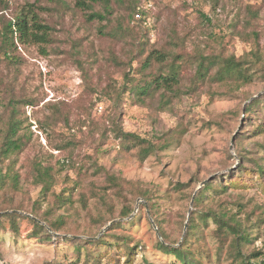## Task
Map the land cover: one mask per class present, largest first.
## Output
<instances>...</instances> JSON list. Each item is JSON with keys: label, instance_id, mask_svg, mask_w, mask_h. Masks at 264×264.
<instances>
[{"label": "rangeland", "instance_id": "1", "mask_svg": "<svg viewBox=\"0 0 264 264\" xmlns=\"http://www.w3.org/2000/svg\"><path fill=\"white\" fill-rule=\"evenodd\" d=\"M63 1L64 5L58 0H7L8 11L0 9V43L4 18L12 19L25 2L44 8L40 19L52 28L47 55L36 46L17 45L15 54L21 62L15 67L0 63V129L13 118L19 123L18 134L25 138L22 151L10 158L11 167L20 176L21 192L11 191V195L0 199L2 202L11 198L22 210L0 214L17 212L34 218L27 210L34 208L43 213L53 206L51 198L43 197L40 187L31 184L33 162L52 167L55 185L51 192L55 195L73 187L75 182L80 187L66 191L73 200L71 206L65 204L55 210L67 218L68 225L63 232L50 231L52 241L31 237L32 225L27 221L19 223L18 235L8 228L0 231V264H86V251L82 249L78 256L65 239H88L85 234L98 239L105 233L125 237L121 244L134 248L132 264H180L174 255L158 249L162 239L152 214L177 247L185 235L191 211L207 209L226 211L248 226L251 239L243 248V255L259 253L251 262L263 261L264 188L250 181L246 187L227 188L217 195L209 191L197 209L192 200L209 181L233 173L239 166L254 168L252 160L264 169V108L246 115L254 100L251 99L264 95V81L229 95H212L215 87L204 85L195 95L172 101L164 112L156 107V98L140 105L128 95L116 102L115 94L123 84L122 70L137 75L142 58L139 53L144 56L153 48L174 54L226 51L236 56L257 50L264 61V0H112L110 21L100 25L119 29L122 37L115 39L105 37V29L99 33L98 23H86L71 0ZM250 8L257 10L256 18L250 14ZM250 33L257 37H238ZM128 60L130 68L126 66ZM116 61L125 66L117 67ZM79 64L88 73L90 88ZM192 74L193 70L182 71L181 85L185 89ZM11 99L19 102L14 104L18 111L14 116L9 111ZM51 105L62 109L68 126L62 119L49 120L56 112ZM92 120L99 123L98 130L92 129ZM112 122H117L124 132L152 143L160 137H171L172 143L140 160L136 149L124 150L109 132ZM101 133L105 134L103 138ZM72 139L75 145L62 151L55 148L61 140ZM237 153L243 155L244 161L239 160ZM60 161H65V165L57 170L56 163ZM95 166L116 175L123 188L121 196L106 190L105 200L113 209V216L100 229L89 222L98 212L106 211L88 192L93 186H105L106 176ZM80 169L85 173L78 175ZM204 181L207 182L202 186ZM177 183L185 188L175 190ZM130 189L134 194L148 190L151 201L137 197L132 202ZM79 192L86 197V209L79 202ZM124 204L132 205V213L118 218ZM197 222L199 240L192 239L190 248L199 264H231L230 239L219 241L217 225L211 219L205 224ZM114 223L121 225L108 231ZM92 250L96 251H90V255L97 256L98 264H126L125 249L108 252L100 246Z\"/></svg>", "mask_w": 264, "mask_h": 264}, {"label": "trees", "instance_id": "2", "mask_svg": "<svg viewBox=\"0 0 264 264\" xmlns=\"http://www.w3.org/2000/svg\"><path fill=\"white\" fill-rule=\"evenodd\" d=\"M73 2L74 9L85 16V22L88 24L98 23V25L103 22L109 23L112 14V0H71ZM60 5H64L63 0H58ZM7 0H0V9L2 12L8 11ZM44 11V8L37 6L36 3L30 4L25 2L18 13L13 16L12 19H5L3 21L2 33H1V43H0V63L5 62L9 65L15 67L16 64L21 62V59L16 56L17 45L25 46H36L39 48L40 53L47 55V48L52 43V28L44 23L39 14ZM135 11V10H134ZM250 14L256 18L257 10H252L250 8ZM105 37L115 39L117 37H122L120 35L119 29L108 28L106 25L99 26V33L103 31ZM250 34H242L238 37H243L248 39ZM254 36L257 37L256 34ZM133 55V54H132ZM142 57L139 60V66L137 67L135 76L132 73L125 72V68L122 70L123 84L121 86L120 92L115 94L116 102L121 101V97L128 95L129 98L140 105H144L145 101L150 99L154 101L156 98L157 108L164 112L169 109L172 101L180 99L182 96L195 95L199 89L204 85L214 86V91L212 95H229L233 94L240 88L246 87L253 84L256 81H264V61L263 57L257 50H254L246 55L236 56L234 54H228L226 51H220L217 53H210L205 55L198 51L193 50L191 54L183 52L180 53H170L161 49L153 48L146 55L143 56V52L139 53ZM114 61V57L112 58ZM130 60V59H129ZM126 64L127 67H132L129 63ZM76 63L78 64L77 60ZM115 65L117 67H123L125 64L120 61H116ZM78 68L83 72V79L88 86V73L84 71V68L80 64ZM193 70V74L189 77V86L185 89L182 85V71L183 70ZM133 71V69H132ZM223 89V91H221ZM15 99H11L9 102V111L11 116L17 115V107L14 104ZM53 110L56 111L49 118L50 121H58L62 119L66 126H68V118L62 112V109L55 105H51ZM264 108V95L254 99L250 105H248L246 110V115L251 114ZM18 122H14L13 118L5 125L4 129H0V199L4 195H11L12 192H21L20 176L11 167L10 158L22 151L25 146L24 136L18 134ZM86 125L85 123L81 124ZM80 125V126H81ZM90 125L92 129L98 130L99 123L91 121ZM106 128L103 129L105 131ZM100 131V130H99ZM111 134L114 135L115 139L119 141V144L126 151L137 150L140 160L146 159L149 155L155 154L158 151H163L168 148L171 143V137H160L157 138L156 143H152L149 140L143 139L136 134L126 133L117 122H112V127L109 130ZM262 133V132H261ZM243 135V134H242ZM105 136L101 133L100 138ZM74 144L72 141H60V144L56 145L57 150H65ZM75 145V144H74ZM239 160L244 161L242 154L237 153ZM66 161H70V158ZM64 162H57V170L64 168ZM68 163V162H67ZM254 168H244L239 166L237 170L233 173L222 175L218 179H213L206 183L200 191L194 195L192 204L194 208H198L201 202L206 199V194L212 191L214 194L224 193V191L231 187H246L250 181L257 183V186L264 188V169L263 167L252 160ZM96 169L102 171L105 176V186L102 188H96L95 186L89 188L88 192L90 196L94 199H98L105 207V213L98 212L95 216L89 219L92 226L98 227V229L104 227L110 222L113 216L112 208H110L109 203L105 200L106 190L111 189L112 193L122 195V181L116 177V175L106 172L103 167H97ZM81 170V169H80ZM78 175L85 173L83 170L78 172ZM31 184L35 187H40V193L43 197L51 198V207L45 209L43 213H39L36 209L30 208L27 210L30 215L35 219L25 217L17 212H6L0 214V231L5 228L10 229L13 233L18 235L19 233V223L22 221H27L32 225V230L30 236L37 240L50 242L52 241V235L50 231L54 233H60L66 230L68 225L67 218L62 214H57L55 210L57 207H62V205L68 204L72 205L73 200L71 196L66 194V191H74L75 188H79L80 184L75 182L73 187L64 188L55 195L51 192L55 185V176L52 173L51 166H42L40 162H33L32 172H31ZM250 179V180H249ZM219 187L220 190H217ZM185 188L184 184L177 183L175 185V190L180 191ZM104 191L100 193L99 191ZM80 193L79 202L83 204L86 209V197L82 192ZM131 201L133 202L137 197L144 198L150 202V194L148 190H140L138 194H134L133 189H130ZM13 200L7 199L0 201V212L7 210H22L19 205H14ZM36 206V204H35ZM56 207V208H54ZM151 211L153 204H150ZM132 213V205L124 204L117 214L118 218H127ZM153 220L159 232L162 241L157 244L158 249L165 254H172L176 257L180 264H199L195 257V252L190 248L193 241L197 242L199 240L200 221L205 224L208 219H211L216 225V235L220 242L224 243L226 240L230 239L228 253L229 257L232 259L231 264H264V260L259 263H252L251 259L256 258L259 253L252 252L249 256L245 257L243 255V248L250 242L251 235L249 227L245 226L233 215H229L226 211H216L213 209H207L203 212L191 211L187 221V227L184 237L177 247V243L171 242L168 234L161 226V221L152 214ZM44 224H41V223ZM7 225V227H6ZM120 223L112 224L109 230L114 228H119ZM72 235L76 233L69 232ZM85 234V232H83ZM106 234V235H105ZM98 239H94L95 236H90L85 234L88 239H78V238H66V242H70L79 256L82 249L86 251V264H98L97 256L92 257L91 253H95L100 246H105L107 251L110 250H121L125 249L126 252V264H132L133 261V250L134 248H129L127 245L121 244L124 241V236H116L105 233ZM119 239H121L119 241ZM137 247V244L134 246ZM112 248V249H111Z\"/></svg>", "mask_w": 264, "mask_h": 264}, {"label": "water", "instance_id": "3", "mask_svg": "<svg viewBox=\"0 0 264 264\" xmlns=\"http://www.w3.org/2000/svg\"><path fill=\"white\" fill-rule=\"evenodd\" d=\"M261 94H258V95H256V96H254L251 100H253V99H256L257 97H259ZM230 149H231V147H230ZM207 181H204L203 183H202V186L206 183ZM32 219H35V218H32Z\"/></svg>", "mask_w": 264, "mask_h": 264}]
</instances>
